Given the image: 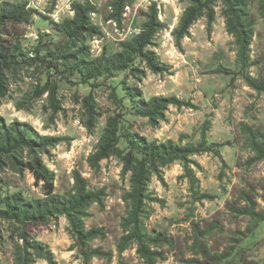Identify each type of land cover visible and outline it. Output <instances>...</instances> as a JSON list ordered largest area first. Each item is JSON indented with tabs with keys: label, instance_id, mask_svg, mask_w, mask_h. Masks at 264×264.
Segmentation results:
<instances>
[{
	"label": "rangeland",
	"instance_id": "1",
	"mask_svg": "<svg viewBox=\"0 0 264 264\" xmlns=\"http://www.w3.org/2000/svg\"><path fill=\"white\" fill-rule=\"evenodd\" d=\"M6 2L26 3L33 11L29 24L7 25L4 30L11 35H1L32 59L44 46L49 52L74 54L79 59L120 52L124 42L140 33L153 6L164 25L150 49L166 66L165 73H154L137 61L140 72H118L92 88L79 83L78 75H70L74 61L60 60L61 73L34 62L6 69L1 77L2 123L6 127L27 124L39 136L59 140L41 154L54 175V193L72 194L75 173L86 180L88 190L104 192L101 203L92 204L84 219L87 230L104 233L90 245L105 255L92 258L91 263L147 264L138 242L129 238L130 176L123 174L121 161L127 143L121 137L118 151L98 167L92 168L89 162L108 122L116 118L119 136L130 133L148 141L172 140L182 145L205 139L208 145H220L216 152L192 156L189 173L177 161L152 176V199L143 209L142 232L160 241L150 244L158 253L155 264H208L203 251L220 258L219 264H264V221L256 224L252 217L264 213V160H257L253 150L254 143L264 145V93L253 90L243 77L264 82V18L259 0H251L248 6L254 26L246 68L236 37L227 29L221 3L216 5L211 26L201 17L186 36L177 39L175 32L189 6L185 0H0V4ZM76 3L94 8L90 20L99 28L98 34L86 35L59 52L62 37L56 25L74 18ZM129 91H135V100L176 97L190 105H170L162 120L151 123L136 115ZM90 95L97 113L91 128L84 106V98ZM20 156L28 158L26 152ZM0 174L5 190L21 192L29 200L45 197L29 171L18 173L7 163ZM10 232L4 234L0 264L17 263L22 240L10 239ZM31 235L46 246L57 264H83L65 216L31 228ZM34 264L49 263L40 257Z\"/></svg>",
	"mask_w": 264,
	"mask_h": 264
},
{
	"label": "trees",
	"instance_id": "2",
	"mask_svg": "<svg viewBox=\"0 0 264 264\" xmlns=\"http://www.w3.org/2000/svg\"><path fill=\"white\" fill-rule=\"evenodd\" d=\"M124 2L125 0H120ZM189 6L182 15L178 29L175 32L177 39L186 36L192 25L201 17H206L211 26L215 20V8L222 4L223 14L226 18L228 31L236 37L239 46V57L242 67L246 68L249 61L250 46L253 39L254 21L248 13L251 0H185ZM75 16L73 19L64 20L56 25L60 33L62 48L65 51L71 44H77L86 36L97 35L99 28L90 20V14L94 8L89 4L76 3L73 6ZM259 10L264 18V0H259ZM33 18V11L27 8L26 3L0 4V81L6 69L20 64L31 65L34 62L46 63L50 68L60 72V60L74 61L70 75H78L79 83L88 84L92 88H98L104 81L109 80L118 72H140L135 67L140 61L154 73L167 72L165 65L161 64L157 54L151 50L156 34L164 28L159 21L155 6L146 14V21L141 31L131 40L122 44L120 52L91 58H77L74 54L49 52L48 46L37 50L36 58H30L21 48L1 37L2 34L11 35L4 28L7 25L29 24ZM84 43L82 48L84 49ZM80 49V50H83ZM86 49V48H85ZM41 51L46 54L41 55ZM83 52V51H82ZM49 58H52L49 60ZM225 73V72H224ZM246 83L253 90L264 93V82L258 81L246 74L243 75ZM103 78L102 82L99 79ZM4 86L0 83V91ZM128 96L134 103L137 116L148 118L151 123H157L164 118L170 105H190L176 97H154L149 101L136 99L135 91H129ZM84 106L90 117L89 128L94 126L96 119V107L92 96L84 98ZM58 111L59 108L55 107ZM118 121L110 119L108 127L101 137L97 151L90 157L92 168L99 166L100 162L108 159L118 151L121 137L127 143V150L121 154L123 174L130 176V191L127 200L130 201L132 234L130 239L136 240L140 246L139 253L147 264H155L157 252L152 251L150 244H157L159 239L148 238L142 232V214L147 201H151L149 183L153 175H160L162 170L171 164L182 162L189 173L191 157L204 153L216 152L218 144L208 145L205 139L199 144H178L172 140L166 142L148 141L144 137L125 133L118 134ZM59 140L53 137L39 136L29 125L13 123L6 127L0 119V173L4 172L7 163L18 173L29 171L35 178L36 184L44 190V198L27 199L21 192L5 190L6 186L0 174V252L5 232H10V239L19 238L22 246L16 264H34L36 258H45L49 264H57L51 252L46 246L32 240L31 228L48 224L60 216H65L69 222V231L75 240L76 248L83 258V264H92L91 259L105 255L100 249L92 248L90 242L96 238L104 237L102 229L92 228L87 230L84 219L88 216L87 210L94 203H101L103 191H90L87 183L79 173H75V190L70 195H56L54 175L43 162L41 154L50 146H55ZM253 150L257 154V160H264V145L253 144ZM27 153V160L20 156ZM153 201V200H152ZM256 224L264 221V213L261 216L252 214ZM32 250V252H30ZM208 264H219L220 258L202 252Z\"/></svg>",
	"mask_w": 264,
	"mask_h": 264
}]
</instances>
